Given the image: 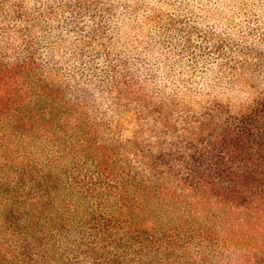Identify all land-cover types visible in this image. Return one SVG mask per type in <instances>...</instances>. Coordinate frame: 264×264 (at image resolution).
<instances>
[{"label":"trees","instance_id":"trees-1","mask_svg":"<svg viewBox=\"0 0 264 264\" xmlns=\"http://www.w3.org/2000/svg\"><path fill=\"white\" fill-rule=\"evenodd\" d=\"M0 153V264L226 247L177 204L264 217V0H0Z\"/></svg>","mask_w":264,"mask_h":264},{"label":"rangeland","instance_id":"rangeland-1","mask_svg":"<svg viewBox=\"0 0 264 264\" xmlns=\"http://www.w3.org/2000/svg\"><path fill=\"white\" fill-rule=\"evenodd\" d=\"M192 195L194 194L187 192L180 198L177 204L179 216L191 210L192 207L195 208L194 210L198 208L192 219L196 228L208 227L210 235L219 240L225 238L228 245L221 249L213 248L212 251L204 248L200 250V253L198 248L192 247L187 253L189 259H195L196 264L203 263V256H205L206 264H264L263 216L241 208L222 209L216 202L205 204L204 201ZM189 203L192 205L188 207Z\"/></svg>","mask_w":264,"mask_h":264},{"label":"clouds","instance_id":"clouds-1","mask_svg":"<svg viewBox=\"0 0 264 264\" xmlns=\"http://www.w3.org/2000/svg\"><path fill=\"white\" fill-rule=\"evenodd\" d=\"M190 7H193V8H195L196 6L193 4V5H189Z\"/></svg>","mask_w":264,"mask_h":264}]
</instances>
